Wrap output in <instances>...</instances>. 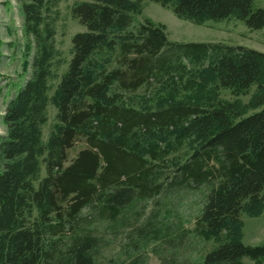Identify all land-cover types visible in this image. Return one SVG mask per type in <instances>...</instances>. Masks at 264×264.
Listing matches in <instances>:
<instances>
[{
	"label": "trees",
	"instance_id": "obj_1",
	"mask_svg": "<svg viewBox=\"0 0 264 264\" xmlns=\"http://www.w3.org/2000/svg\"><path fill=\"white\" fill-rule=\"evenodd\" d=\"M21 1L34 52L2 114L0 264H146L150 245L162 264H264V243L243 242L242 219L264 209V52L170 40L150 18L132 29L141 0H78L72 15L85 30L50 96L55 3ZM153 1L197 24L236 18L264 28L256 0ZM252 86L248 104L220 98L222 88L241 95ZM51 101L58 121L45 143ZM182 145L187 155L173 160ZM198 191L188 227L178 206ZM122 231L125 248L108 256Z\"/></svg>",
	"mask_w": 264,
	"mask_h": 264
},
{
	"label": "rangeland",
	"instance_id": "obj_2",
	"mask_svg": "<svg viewBox=\"0 0 264 264\" xmlns=\"http://www.w3.org/2000/svg\"><path fill=\"white\" fill-rule=\"evenodd\" d=\"M55 5L51 10V19L55 27V46L57 55L54 59V76L50 79L52 96L57 85L69 65L72 57V38L75 33L84 31L85 27L78 19L72 15V6L78 0H53ZM143 11L136 14L133 28L135 29L139 22L150 18L157 23L166 25V32L170 40L175 41H216L234 45H245L250 48L264 52V28L251 29L243 21L230 18L222 20H207L203 24H197L189 19L180 18L169 7H164L153 0H141ZM264 0H256V6H262ZM24 17L21 0H0V37L4 44L2 46V57L0 59V136L6 134L7 125L2 114L10 98L14 95L20 86L30 77L32 73L31 61L34 52V46L24 32ZM28 62V64H26ZM256 86H252L246 94L235 95L230 89L222 88L220 98L223 100H240L243 104H248ZM144 89H140V93ZM264 108V105L259 108ZM48 120L42 126L43 141L48 142L50 136L55 131L57 123V107L51 101L47 108ZM250 110L249 112H252ZM164 146V144L162 145ZM84 147V143H77L70 150V157L76 156L78 151ZM188 152L186 145L179 146L173 150L171 157L178 160L185 157ZM171 161H168L164 168H169ZM1 165V164H0ZM1 168V166H0ZM46 176L45 165L42 166L40 177ZM38 186V181L36 182ZM201 193H187L179 203L180 215L179 221L188 227L194 225V221L199 211ZM153 200L148 201L150 208ZM243 242L249 245H259L264 243V209L258 216L242 215ZM126 231L120 232L116 240H113L110 248L107 250L108 256L121 253L125 248L127 239ZM212 244H200L202 248H209ZM153 245L148 247L146 264H162L159 258L152 252ZM126 260L125 257H122ZM127 261H129L127 259ZM245 264H253L248 257L243 258Z\"/></svg>",
	"mask_w": 264,
	"mask_h": 264
}]
</instances>
